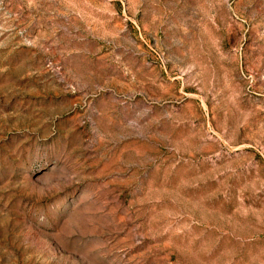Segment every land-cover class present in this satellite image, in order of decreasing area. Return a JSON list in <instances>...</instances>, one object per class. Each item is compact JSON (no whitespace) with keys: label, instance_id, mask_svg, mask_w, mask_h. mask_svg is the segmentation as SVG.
Listing matches in <instances>:
<instances>
[{"label":"rangeland","instance_id":"1","mask_svg":"<svg viewBox=\"0 0 264 264\" xmlns=\"http://www.w3.org/2000/svg\"><path fill=\"white\" fill-rule=\"evenodd\" d=\"M0 264H264V0H0Z\"/></svg>","mask_w":264,"mask_h":264}]
</instances>
